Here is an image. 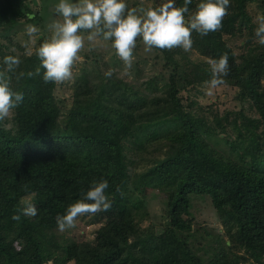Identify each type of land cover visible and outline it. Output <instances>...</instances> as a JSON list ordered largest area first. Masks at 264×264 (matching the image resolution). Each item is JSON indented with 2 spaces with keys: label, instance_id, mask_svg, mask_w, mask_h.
Returning a JSON list of instances; mask_svg holds the SVG:
<instances>
[{
  "label": "trees",
  "instance_id": "trees-1",
  "mask_svg": "<svg viewBox=\"0 0 264 264\" xmlns=\"http://www.w3.org/2000/svg\"><path fill=\"white\" fill-rule=\"evenodd\" d=\"M231 1L239 12L227 13L216 31L204 36L195 33L194 43L201 53L215 57L227 53L228 58L233 57L222 35L235 34L236 26L240 29L243 25L240 17L246 16V3L257 0ZM183 2L176 0V6H183ZM198 3L192 0L190 13ZM0 9L20 18L25 16L22 0H1ZM258 46L247 54L246 63L261 78L264 45ZM162 50L167 66H173L172 57ZM24 62L15 68L24 82L16 83L21 88L13 89L24 96L15 108L18 132L13 135L0 129V264L260 263L259 251L264 252V222L258 218V211L264 210V126L261 134L249 130L246 138L223 139L228 153L212 149L209 140L221 137L225 127L220 119L213 127L186 110L174 76L164 96L145 100L134 86L120 81L121 85L110 80L100 82L92 89L87 74L83 80L89 82L88 86L80 89L78 82L74 105L68 111L69 130L60 134L57 118L61 111L53 99L55 83L43 80L44 69L37 55ZM200 70L191 67L183 72L185 87L209 80V69ZM256 106L264 124V103ZM167 121L179 127L170 135L178 148L158 162L152 179L168 194L170 223L180 237L159 247L152 239L144 238L135 222L133 205L125 196V150L127 142L144 148L151 129L162 128ZM101 178L108 180L105 191L115 218L100 233L96 244L65 243L56 234L57 214L63 215L69 204L82 199L92 182ZM190 193L211 198L224 228L223 235H201L215 248L206 260L193 249L191 238L197 235L183 218L190 210ZM33 194H43L45 199L36 217L27 218L18 201ZM13 215L20 219H12ZM226 236L244 248L253 261L245 260L234 249L227 251L223 245Z\"/></svg>",
  "mask_w": 264,
  "mask_h": 264
},
{
  "label": "rangeland",
  "instance_id": "rangeland-1",
  "mask_svg": "<svg viewBox=\"0 0 264 264\" xmlns=\"http://www.w3.org/2000/svg\"><path fill=\"white\" fill-rule=\"evenodd\" d=\"M261 1L246 3V16L240 17L243 22L242 27L239 29L237 25L233 35L225 33L222 35L223 41L231 49L233 57L228 58L229 72L224 77L225 83L213 89V94L210 96L206 95L207 86L204 82H196L185 87L186 81L183 80V72L191 67L194 70L209 69L206 77L211 79L209 59H219V57L203 54L197 50L194 43L196 32L192 33V46L189 50L185 51L180 46L166 49L172 57L173 66H167V59L162 49L146 50L141 38L137 37L136 47L133 50L135 59L127 73H125L123 61L111 47V41L97 38L95 41L89 42L85 32V45L79 53L81 59L74 63L72 77L54 82L53 99L56 107L61 111L57 118L60 134H66L69 130L68 111L74 105L78 86L81 84L80 89H85L88 86L89 82L86 83L83 80V76L87 74L91 77L92 89L96 88L100 82L110 80L117 83L116 85H121L120 81L134 86L145 100L164 96L172 86L171 78L174 76L181 89L184 108L203 117L210 126L214 127L215 121L220 119L225 127L226 130L221 137L209 140L212 149L228 153L229 149L223 139L228 137L231 140L238 137L241 139V136L246 138V133L249 134V130L261 134L264 124L256 105L260 102L264 103V76L257 77V74L252 72V67L246 63L247 54L259 48V43L254 36V29L258 26L257 17L264 16V3ZM57 2L58 0H22L25 16L21 18L0 9V71H6V65L3 63L5 56L19 57L21 61L19 65H21L26 58L36 55V49L41 43L51 38V32L47 25L53 18L62 21V17L54 12ZM126 2L129 8H135L137 14H141V9L155 8L163 0H126ZM231 12L239 11L235 2L230 0L228 13ZM27 24H34L39 28V32L33 34L31 39L25 31ZM28 49H31V54H28ZM37 67L39 68V66ZM109 70L112 74L106 76L105 73ZM200 71L206 73V70ZM7 75L13 89L21 88L19 85L24 81L22 77H17L15 70L8 72ZM79 81L81 82L78 85ZM15 117L16 111L13 109L7 117L0 120V129L13 135L17 134L18 124ZM178 128L177 125L168 121L162 128L153 127L154 131L151 129L143 145L144 148L130 142L126 143L128 183L125 196L130 205H133L131 208L137 218L135 222L138 223L142 235L145 239H152L159 247H164L167 243L178 240L180 237L170 223L168 194L162 192L152 179L153 173L158 170V162L169 157L170 153L175 152L178 148L170 139L172 132ZM225 193L226 191L223 190V194ZM188 197L190 210L183 218L193 227V234L197 235V238H191L193 249L206 260L214 253L215 248H212V244H208V241L202 239L201 235L206 232L223 235L224 228L208 195L190 193ZM44 199L43 194H33L21 198L18 203L21 208L25 207L27 203L35 204L38 213ZM25 217L34 218L36 216ZM113 218H115V214L110 208L107 211L84 214L77 217L74 227L64 231L57 229L56 234L65 243L96 244L100 233L107 228ZM258 218L264 222V210L258 211ZM223 245L227 251L234 249L243 255L245 260L253 261L252 256L245 252L244 248L237 247V242L227 236ZM259 253L261 255L259 264H264V252L259 251ZM47 264L54 263L50 261ZM67 264L75 263L70 261Z\"/></svg>",
  "mask_w": 264,
  "mask_h": 264
},
{
  "label": "clouds",
  "instance_id": "clouds-1",
  "mask_svg": "<svg viewBox=\"0 0 264 264\" xmlns=\"http://www.w3.org/2000/svg\"><path fill=\"white\" fill-rule=\"evenodd\" d=\"M192 0H184L183 6L177 7L176 0H163L155 8H129L126 0H58L54 12L62 17V21L53 18L47 25L51 38L46 39L36 49L43 68L45 82H59L72 77V68L81 59L79 53L89 42L102 38L111 41L115 54L123 61L125 73L132 67L135 59L133 50L137 37L141 38L146 50L152 48L171 49L176 46L185 51L192 46V33L201 36L216 31L222 26V20L229 10L230 0H199L194 12L190 13L189 5ZM186 14L188 18L186 19ZM258 26L254 29V36L258 43L264 45V16L257 17ZM25 31L30 39L39 32L34 24L25 25ZM31 54V49H28ZM19 57L5 56L3 63L6 71H0V120L23 101V93L13 90L10 86L8 72H13L20 64ZM211 79L204 83L206 95H212L213 89L225 83L224 77L229 72L228 54L219 59H209ZM40 68L36 71L39 73ZM111 70L105 73L111 76ZM23 75V73H21ZM29 76L33 73L29 72ZM109 187L107 179L93 181L83 198L69 204L63 215L57 214L56 223L60 231L75 226L77 217L84 214H94L107 211L112 204L106 189ZM25 216H36L35 204L27 203L22 208ZM12 219L19 220V215Z\"/></svg>",
  "mask_w": 264,
  "mask_h": 264
}]
</instances>
